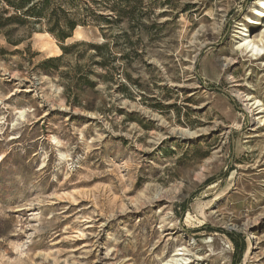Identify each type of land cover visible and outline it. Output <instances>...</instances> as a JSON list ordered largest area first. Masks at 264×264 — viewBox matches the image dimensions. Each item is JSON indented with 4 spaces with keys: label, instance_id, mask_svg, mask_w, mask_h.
I'll return each instance as SVG.
<instances>
[{
    "label": "rangeland",
    "instance_id": "obj_1",
    "mask_svg": "<svg viewBox=\"0 0 264 264\" xmlns=\"http://www.w3.org/2000/svg\"><path fill=\"white\" fill-rule=\"evenodd\" d=\"M69 2L0 36V264H264V0Z\"/></svg>",
    "mask_w": 264,
    "mask_h": 264
},
{
    "label": "trees",
    "instance_id": "obj_2",
    "mask_svg": "<svg viewBox=\"0 0 264 264\" xmlns=\"http://www.w3.org/2000/svg\"><path fill=\"white\" fill-rule=\"evenodd\" d=\"M69 6H71L69 0H0V36H4L11 45L18 46L21 41H12L17 31L27 30L36 33L44 30L45 26L59 42L65 43L78 26L88 24L86 21L77 20L73 13H68ZM38 25L41 27L40 31ZM80 46L88 45L75 44L62 47L64 54L61 57L50 58L44 61L41 67L46 70L58 69L62 57L71 55ZM89 47L97 52L105 48L96 44H91Z\"/></svg>",
    "mask_w": 264,
    "mask_h": 264
},
{
    "label": "bare ground",
    "instance_id": "obj_3",
    "mask_svg": "<svg viewBox=\"0 0 264 264\" xmlns=\"http://www.w3.org/2000/svg\"><path fill=\"white\" fill-rule=\"evenodd\" d=\"M260 5L262 6L263 10L259 11V13L261 16H264V2L260 3ZM254 24H257V23H254ZM243 36L247 37L246 34H244ZM241 49H243L249 54H252V56H260L259 59L263 58L264 57V32L259 42L251 41L245 38L243 44L241 45ZM179 256H182V255H179ZM173 262H179V260H173Z\"/></svg>",
    "mask_w": 264,
    "mask_h": 264
}]
</instances>
